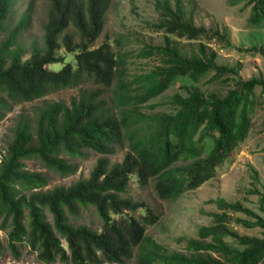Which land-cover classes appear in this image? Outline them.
<instances>
[{
    "label": "trees",
    "instance_id": "16d2710c",
    "mask_svg": "<svg viewBox=\"0 0 264 264\" xmlns=\"http://www.w3.org/2000/svg\"><path fill=\"white\" fill-rule=\"evenodd\" d=\"M16 1L0 0V33ZM49 2L43 48L34 45L24 58L17 45L30 22L29 12L0 45V121L19 103L88 79L104 87L116 83V106L93 92L70 103L51 102L35 120L21 115L12 140L0 149V229L7 234L6 243L0 239V255L10 250L19 256L27 245L44 264H124L147 240V226L159 220L145 202L123 196L133 177L142 186L154 181L158 195L166 200L214 178L249 137L258 105L256 90L264 89V78L243 80L234 67L218 65L216 51L203 44L197 53H183L168 35L228 41L219 30L212 32L186 18L178 0L175 8L168 1L158 3L157 27L168 34L165 44L146 45L138 53L142 58L158 56L160 64L127 81L130 53L110 42L93 47L112 0ZM248 5L251 26L262 27L264 0H248ZM62 48L67 55L61 54ZM249 50L264 56V46ZM207 76L229 84L227 94L205 95L198 85ZM177 84L188 95H174V113L143 111L150 100ZM125 144L129 151L112 165L109 156ZM86 150L102 156L88 178L70 186L45 189L48 176L26 166V161L37 160L61 175L74 174ZM255 192L264 210V187ZM215 202L221 212L213 214L212 224L201 226L198 237L182 239L188 253H168L150 240L140 264H264V217L241 202ZM90 207L101 220L99 229L75 222ZM239 211L254 217L240 222L261 228V237L229 228V212Z\"/></svg>",
    "mask_w": 264,
    "mask_h": 264
},
{
    "label": "rangeland",
    "instance_id": "374dc122",
    "mask_svg": "<svg viewBox=\"0 0 264 264\" xmlns=\"http://www.w3.org/2000/svg\"><path fill=\"white\" fill-rule=\"evenodd\" d=\"M168 1L175 8L178 0H112L105 16V27L101 36L93 44L98 47L104 42L112 43L116 48L129 52L127 65V81L137 75L149 72L160 64V58L153 56L142 58L138 53L146 45H163L168 34L158 29L161 11L158 3ZM181 7L186 18H192L196 25L204 26L212 32L217 30L224 34L227 42L217 38L201 37L188 39L176 35H168L183 53H197L200 45L216 51L218 65L234 67L243 80L264 78V56L255 54L249 49L254 46H264V25L253 28L249 22L251 7L248 0H181ZM50 9L49 0H17L5 23V29L0 33V45L17 26L26 13L31 18L28 26L18 38L17 45L21 47L24 58L30 56L34 45L44 46L45 25ZM116 39H120L119 45ZM61 54L67 55L65 48ZM198 87L205 95L211 93L226 95L229 84L211 81L210 76L202 79ZM104 87L94 80H86L78 86L52 92L32 102L19 103L12 111L7 112L0 121V149L4 150L13 138V129L21 115L35 120L39 110L55 101L70 103L72 98L97 92L101 98L116 106L114 89ZM176 94L188 95L187 89L179 84L171 87L159 97L150 100L143 106L148 113H174L173 97ZM258 105L253 114V127L249 137L236 150L233 157L226 160L217 170V175L199 188L185 192L177 199H162L155 188V182L142 186L134 176L129 190L123 196L145 202L157 215L159 220L154 225L147 226V240L133 250L131 258L124 264H140L144 250L150 247V240L158 242L168 253H188L186 240L198 237L201 226L212 224L213 214L221 212L216 204L217 199L228 202H241L254 213L264 217L261 208L260 193L264 187V89L256 90ZM129 151L128 144L117 147L110 155L111 164L121 162ZM102 155L93 150H86V156L78 159V170L74 174L61 175L40 165L37 160L26 161L31 171L45 173L49 182L45 189L58 186H70L81 178H88ZM257 176V179H256ZM229 228L239 235L262 236L259 227H246L240 220H254V217L244 212H229ZM76 223H85L99 229L101 220L93 207L82 212L75 219ZM0 239L6 243L7 234L0 229ZM0 264H44L38 261L37 254L25 245L20 249V255L15 256L10 250L0 255ZM56 264H64L57 262Z\"/></svg>",
    "mask_w": 264,
    "mask_h": 264
}]
</instances>
